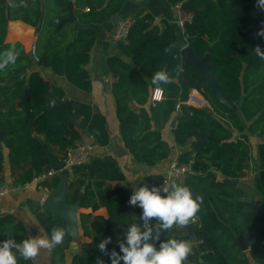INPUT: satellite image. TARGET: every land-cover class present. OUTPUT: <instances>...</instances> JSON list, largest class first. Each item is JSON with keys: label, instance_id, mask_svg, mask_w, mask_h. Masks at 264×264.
Returning a JSON list of instances; mask_svg holds the SVG:
<instances>
[{"label": "trees", "instance_id": "trees-1", "mask_svg": "<svg viewBox=\"0 0 264 264\" xmlns=\"http://www.w3.org/2000/svg\"><path fill=\"white\" fill-rule=\"evenodd\" d=\"M74 1L76 21L60 27L61 20L69 13L68 5ZM126 0H51V11L45 12L40 0L0 1V53L15 45L20 55L15 65L0 71L3 100L0 109V182L5 176L4 148L13 185L29 183L34 176L51 169L48 152L60 159L84 140V134L98 146L109 143L105 116L97 107L66 97L65 90L42 76L39 68L49 67L59 75H66L76 87L90 91L91 82L87 64L97 31L92 24L108 21L123 7ZM181 4L194 17L186 25L185 45L202 58L209 52V62L218 79L225 98L240 103L241 113L221 103L199 70L185 66L182 44L177 28L168 21L157 22L150 13L142 11L134 18L129 35L117 47L130 61L118 56L108 59V66L115 81L112 86L120 129L125 147L143 164L155 165L165 160L171 152L162 136L171 118L175 143L186 147L193 139L202 136L203 145L194 151V164L182 185L188 186L193 196L203 198L197 216L199 224L185 236H177L175 228L162 231L159 240L152 241L159 247L168 238L187 240L191 236L204 239L205 252L189 255L184 264H249L250 257L264 264V209L245 199L243 189L234 187L230 180L245 175L251 158L244 136L233 140L231 127L243 131L245 121L251 120L262 110L264 99V60L254 48L264 50V37L256 35L264 26V11L256 7V0H167ZM22 20L34 27L38 35L36 46L40 57L34 62L21 43H6L5 33L9 20ZM58 19L59 22H55ZM169 48L170 51L165 52ZM166 71L172 78L162 84L161 101H152L156 89L151 80L155 72ZM260 82V84H258ZM255 86L247 94L248 89ZM29 88L27 113L22 110L23 95ZM203 88L208 108L188 104L190 92ZM261 99V100H260ZM55 101V106L50 101ZM179 107V108H178ZM178 112V113H177ZM177 113V114H176ZM176 115V117H175ZM43 138L41 140L40 138ZM188 152L179 157L186 160ZM255 187L264 201V143L258 145V165ZM125 175L112 156H93L84 166H75L74 178L69 180L67 200L78 202L82 208L93 211L105 207L108 217L93 213H80L79 222L84 236L90 241L81 244L71 264H111L98 245L108 237L109 252H119L118 241L124 239L127 227L134 223L132 206L128 204L129 191L112 183L122 181ZM219 177L221 179H219ZM163 174H152L141 185H158ZM58 175L43 183L55 189ZM34 213L48 237L53 227L67 231L62 244L52 249V264H65V251L74 240L70 224L44 210L40 203L29 200ZM140 217L142 209L139 208ZM153 222L156 223L155 220ZM12 224L7 232L3 227ZM138 225L142 228L141 219ZM156 224L152 227L154 228ZM12 236L17 242L26 239V227L11 215L0 218V241ZM244 247H249V255ZM194 246L192 245V251ZM18 264H35L17 255ZM121 264L123 262L121 261Z\"/></svg>", "mask_w": 264, "mask_h": 264}, {"label": "crops", "instance_id": "crops-1", "mask_svg": "<svg viewBox=\"0 0 264 264\" xmlns=\"http://www.w3.org/2000/svg\"><path fill=\"white\" fill-rule=\"evenodd\" d=\"M40 1L43 4L45 12L47 11V13H49L51 11V0ZM13 2L15 5L22 4V0H13ZM73 2L74 1H71L74 10L75 5ZM141 11L143 13H150L158 23L162 20H165L176 26L178 39L183 46L182 49L186 46L185 34H183L181 29L174 23L176 15L174 4L167 0H126L120 11L114 14L108 21L100 24H92V27L97 31V38L93 48L91 49L90 61L86 67L90 76V91H85L76 87L68 80L66 75H59L55 73L52 68H39L43 77L58 84L65 90L67 98L77 99L81 102L89 103L92 106L97 107L98 110L105 116L110 139L109 143L105 146H98L94 143L93 139L88 137L86 134L83 135V141H90L95 144L93 156H112L117 160L119 167L123 171L125 177L122 181H116L112 184L114 186L124 187L129 191L130 194H132L134 188L142 186L141 183L145 177L152 174L165 175L168 172L173 160L179 157L183 152H189L190 145L196 141V139H193L186 147H179L175 143L173 129L174 126H176V121L173 117L162 130L163 139L169 143L171 148L170 155L165 160L155 165L140 163L134 158L133 154L125 147L123 143L120 129V120L117 114L116 102L112 91L115 78L108 66V59L112 56H118L126 61H130L129 58L119 50L117 45L112 42V35L121 20L125 18H135ZM75 23L78 28L83 27L81 24H79V22ZM37 38L38 35L36 32V27L18 19H11L8 21L5 33L6 43L19 42L24 46L25 51L29 53L31 46L36 45ZM36 63L37 62H34L35 67L37 66ZM258 84H260V82ZM2 86L3 85H0L1 88ZM254 87L255 86H251L248 89L247 94L250 93ZM260 103L263 105L262 110L259 111V113L251 120L245 121L244 119L245 128L243 131L240 132L236 129H233V127L230 128L233 135V140L236 141L238 138L244 136V140L247 141V145L249 146L251 154V158L248 163L249 166L245 170V175L240 179H237L238 183L236 185H232L235 188L238 187L243 189L246 194L245 199L247 201L253 202L264 209V201L255 187V179L258 175L257 171L255 170V167L258 165V145L260 143H264V99L260 101ZM229 106L235 111L241 113L240 103L229 102ZM203 108H208L209 111H212V108L208 102H206L205 107ZM40 139L43 140L42 137ZM8 153V149L4 148V155L6 158V178L3 182L11 184L13 183V178L10 175ZM51 153L58 156L54 152ZM219 179L221 178L219 177ZM51 191L52 189L49 187L44 186L42 189H40L36 185L32 184L28 189H17L5 196H0V218L11 215L16 218L17 221H21L26 227L27 238L30 236L35 237L39 234L48 236L34 213L31 211L28 202L29 200H32L33 202L40 203L42 206V203L44 202L47 195L51 193ZM83 212L108 217V212L105 207H101L96 211H93L92 208L79 207L77 210L78 230L76 235L74 233V240L72 241L70 247L65 251V264H71L73 256L80 252L81 244L84 241H90V238L84 236L79 222V214ZM132 212L134 223L138 224L140 220L139 207L132 206ZM3 228L6 229L7 232H10L13 230V225L5 224ZM249 249L250 248L247 247L245 250L248 255ZM51 260L52 250H43L34 261L35 264H52ZM187 264L194 263L188 262ZM249 264L258 263L250 257Z\"/></svg>", "mask_w": 264, "mask_h": 264}, {"label": "clouds", "instance_id": "clouds-1", "mask_svg": "<svg viewBox=\"0 0 264 264\" xmlns=\"http://www.w3.org/2000/svg\"><path fill=\"white\" fill-rule=\"evenodd\" d=\"M256 7L264 11V0H256ZM264 37V26L256 33ZM170 51L169 48L165 52ZM255 54L264 60V50L257 45ZM19 51L15 45L0 53V71L9 65H15L19 58ZM173 78L166 71L154 73L151 83L156 86V96L162 94L160 85L170 84ZM55 106V101H50ZM203 198L193 196L188 186L176 182L169 186L144 184L134 188L128 204L142 209L140 219L144 225L155 220V227H141L132 223L127 227L124 239L118 241L119 252L115 249L108 251L107 245L112 243L111 237L103 239L98 245L102 253L108 255L111 264H184L192 253V244L187 240L168 238L160 241L159 247L152 241L159 240L162 231H169L174 226L184 228L193 223L201 209ZM67 231L62 227H53L50 237L37 235L17 242L11 235L8 239L0 241V264H18L17 255L24 260L33 261L43 250L51 251L62 244Z\"/></svg>", "mask_w": 264, "mask_h": 264}, {"label": "built area", "instance_id": "built-area-1", "mask_svg": "<svg viewBox=\"0 0 264 264\" xmlns=\"http://www.w3.org/2000/svg\"><path fill=\"white\" fill-rule=\"evenodd\" d=\"M36 1V0H33ZM175 20L174 23L181 29V32L185 34L186 25L191 23L194 17V13L192 11L185 10L182 5H175ZM56 22H59L56 19ZM134 23V18H125L118 23V26L115 32L112 35V42L115 45H118L120 42L125 41L129 35L130 28ZM29 54L34 62H39L40 57L37 51V46L32 45ZM204 89L203 88H194L190 92L188 104H191L195 107H205L206 100L203 96ZM163 97V92L159 98L156 96V89L154 90L152 100L161 101ZM179 108V107H178ZM175 127V126H174ZM95 148V144L90 141H82L74 148H71L64 158L61 161L64 164V171L68 173L69 180L74 178V168L75 166H84L88 165L93 158V151ZM195 161V152L189 151L186 156V160L182 161L180 157L175 158L172 164L170 165L168 172L164 175L163 180L158 185L169 186L170 183H182L187 177V174L191 170ZM58 174L53 168L49 169L46 172H43L37 176H34L33 179L24 185L14 186L13 183L9 184L7 182H0V196H5L10 192L17 189H28L30 185L34 184L38 188L42 189L43 183L51 180L54 176ZM142 226H153L156 224L153 221H150L148 225H144V222L141 220ZM193 228L199 224V218L196 217L195 221L191 223ZM177 236H185L188 234V227L180 228L178 226H174ZM191 244L194 246V250L190 254L194 257L195 253L201 255L205 252L204 248V239L201 236H191Z\"/></svg>", "mask_w": 264, "mask_h": 264}, {"label": "water", "instance_id": "water-1", "mask_svg": "<svg viewBox=\"0 0 264 264\" xmlns=\"http://www.w3.org/2000/svg\"><path fill=\"white\" fill-rule=\"evenodd\" d=\"M69 13L66 17H64L60 22V27L63 26L67 22H74L76 20V16L73 10V5L70 2L68 5ZM182 56L184 59V65L194 67L200 72V76L203 80H205L209 86V88L216 95L218 100L221 103H224L229 106V101L225 98L223 91L220 87L218 79L212 72L211 63L209 62V52L202 58L198 57L193 49L190 46H185L182 49ZM33 97L29 88L25 89V93L23 95V111L27 112L29 99ZM3 100V90L0 87V109L2 106ZM2 139V133H0V140ZM205 142L204 138L200 136L196 141L192 143V149L194 151H198V149ZM48 157L50 160L51 168L58 172V176L60 177V181L58 186L51 191L49 195L45 198L42 203V208L56 217H59L63 220L69 222L73 233H77L78 230V213L80 205L78 202L71 203L67 200V190L69 184V176L68 173L64 171V164L55 154L48 152ZM230 183L236 185L238 183L237 179L230 180ZM189 231H193V225L190 224L187 226ZM247 247H244L246 250Z\"/></svg>", "mask_w": 264, "mask_h": 264}]
</instances>
